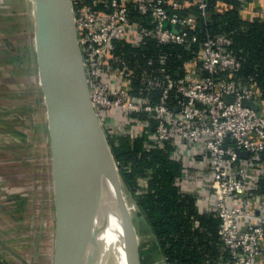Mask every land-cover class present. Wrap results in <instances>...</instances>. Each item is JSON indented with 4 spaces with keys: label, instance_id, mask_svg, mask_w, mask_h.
Wrapping results in <instances>:
<instances>
[{
    "label": "built area",
    "instance_id": "2783aa9c",
    "mask_svg": "<svg viewBox=\"0 0 264 264\" xmlns=\"http://www.w3.org/2000/svg\"><path fill=\"white\" fill-rule=\"evenodd\" d=\"M240 1L243 12L252 5ZM71 2L105 131L120 136L121 114L124 136L147 135V150L170 148L184 168L183 195L197 206L208 190V214L221 225L219 256L204 264H264V89L242 75L231 35L201 38L211 0Z\"/></svg>",
    "mask_w": 264,
    "mask_h": 264
},
{
    "label": "water",
    "instance_id": "95a60500",
    "mask_svg": "<svg viewBox=\"0 0 264 264\" xmlns=\"http://www.w3.org/2000/svg\"><path fill=\"white\" fill-rule=\"evenodd\" d=\"M34 1L54 162L57 152H64L57 127L68 144L56 191V264H110L118 209L124 212L130 238L126 260L128 264H142L118 162L93 102L72 2ZM244 105L257 109L249 101ZM80 203L84 215L77 224Z\"/></svg>",
    "mask_w": 264,
    "mask_h": 264
},
{
    "label": "rangeland",
    "instance_id": "374dc122",
    "mask_svg": "<svg viewBox=\"0 0 264 264\" xmlns=\"http://www.w3.org/2000/svg\"><path fill=\"white\" fill-rule=\"evenodd\" d=\"M47 107L35 1L0 0V232L5 247L9 242L19 259L29 254L32 264H56L57 256L58 184ZM123 191L137 232L151 243L150 222L136 196ZM138 237L144 254L147 244ZM147 256L156 259L153 250Z\"/></svg>",
    "mask_w": 264,
    "mask_h": 264
},
{
    "label": "trees",
    "instance_id": "16d2710c",
    "mask_svg": "<svg viewBox=\"0 0 264 264\" xmlns=\"http://www.w3.org/2000/svg\"><path fill=\"white\" fill-rule=\"evenodd\" d=\"M223 5L226 11H222ZM241 5L240 0H211L209 22L202 24L201 38L206 34L231 35L234 49L244 60L242 75L255 76L264 89V18L248 21ZM177 64L181 62L177 60ZM122 133L118 138L110 136L109 141L120 166L123 188L136 196L167 263L204 264L216 259L221 221L213 214H201L195 199L181 193L178 179L184 168L171 157L170 148L147 150V135L131 140ZM142 179L148 180L144 192L139 186Z\"/></svg>",
    "mask_w": 264,
    "mask_h": 264
},
{
    "label": "crops",
    "instance_id": "0c3cea01",
    "mask_svg": "<svg viewBox=\"0 0 264 264\" xmlns=\"http://www.w3.org/2000/svg\"><path fill=\"white\" fill-rule=\"evenodd\" d=\"M249 1L251 2L252 5L250 6V8H248L243 12L244 16L246 18H249L251 16L264 18V0H260V2H255V0H249ZM224 7L225 6L223 5L222 10ZM122 118L123 117L120 114L118 125H119V130H121V132L124 131ZM112 137L118 138L119 136H112ZM259 177H260L259 170H255L252 172V182H251L252 187L255 188L259 186L260 184ZM139 186L141 190H143L148 186V180L147 179L140 180ZM197 203H198L197 208L201 214H208V212L211 211L210 209H213L215 207V201L212 199L208 190L205 191V195L201 199H199ZM1 205L2 203L0 202V206ZM0 210H2L1 207ZM137 233L138 235L141 236V238L145 239V243L147 244V239L144 237L143 233L142 232H137ZM150 235L152 236V234ZM4 239L7 240L6 237L2 236L0 232V264H32L33 258L28 257L30 256L29 254H27L24 258L19 259L14 255V253L10 251L13 247L12 245L9 244V242L8 243L5 242V244L7 243L8 248L5 247L3 242ZM145 247L147 251L144 252V254L141 252V258L143 264H168L155 233L152 237V242L147 244ZM151 250H153V252L156 254V259H151L149 256H147V254Z\"/></svg>",
    "mask_w": 264,
    "mask_h": 264
},
{
    "label": "bare ground",
    "instance_id": "6f19581e",
    "mask_svg": "<svg viewBox=\"0 0 264 264\" xmlns=\"http://www.w3.org/2000/svg\"><path fill=\"white\" fill-rule=\"evenodd\" d=\"M47 100V99H46ZM48 106V103H47ZM64 114V118H65V124L67 126L69 120L67 118V115L65 113V111H63ZM67 128L69 129V126H67ZM57 131H58V136H59V140H62L63 145H62V149L64 152H60L58 151L56 154V171H57V184L59 185L60 183V176H61V172H62V167H63V157L64 155L67 156L68 154V144L67 141L65 140V138L63 137V135L61 134V132L59 131V127H57ZM67 131V129H66ZM64 153V154H63ZM128 206V210L130 212L129 209V204ZM83 215H84V206L83 203H80V205H78V209H77V224H80L81 220L83 219ZM131 215V213H130ZM114 225H115V229H114V233L112 235V242H111V254H110V264H128L127 260H126V256H125V250H131V245H130V238H129V234H128V229H127V223H126V219H125V215L124 212L121 209H118L116 216L114 217Z\"/></svg>",
    "mask_w": 264,
    "mask_h": 264
}]
</instances>
